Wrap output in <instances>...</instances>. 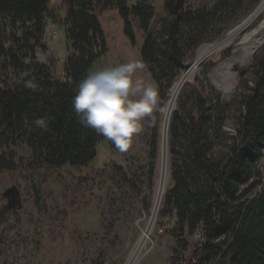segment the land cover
Here are the masks:
<instances>
[{"label": "trees", "instance_id": "obj_1", "mask_svg": "<svg viewBox=\"0 0 264 264\" xmlns=\"http://www.w3.org/2000/svg\"><path fill=\"white\" fill-rule=\"evenodd\" d=\"M65 35L70 48L56 77L34 54L16 62L15 44L2 20L40 22L45 30L50 0H0V63L7 58L21 68L19 84H0V148L24 143L32 152L30 164L46 171L84 168L96 157L101 140L83 128L72 109L78 83L103 56L105 39L99 15L116 8L123 34L135 45L134 27L143 33L140 56L156 85L161 110L187 61L206 41H215L261 0H212L187 10L186 0H164L165 18L151 30L152 0H61ZM210 33V34H209ZM255 90L244 84L225 102L207 105L195 86L185 94L188 108L178 107L168 127L172 185L163 196V216H174L168 235L176 240L171 261L182 264H264V44L249 67ZM31 84L38 90L31 91ZM237 109L235 136L224 130L225 113ZM48 121V131L34 121ZM156 149V138H152ZM154 157V156H152ZM6 169L20 159L11 153ZM191 243L187 238L195 236ZM185 237V238H184ZM188 253L187 258L182 255Z\"/></svg>", "mask_w": 264, "mask_h": 264}, {"label": "rangeland", "instance_id": "obj_2", "mask_svg": "<svg viewBox=\"0 0 264 264\" xmlns=\"http://www.w3.org/2000/svg\"><path fill=\"white\" fill-rule=\"evenodd\" d=\"M124 1L128 6L134 4V0ZM211 1L186 0L187 10L208 6ZM163 2L152 0L154 17L150 28L154 32L165 18ZM257 6L230 26L223 36L203 44L222 40ZM64 18L62 1L50 0L44 32L40 22L2 20L7 35L14 41L16 62L27 64V56L34 54L51 74L61 77L63 65L70 54ZM99 24L105 39V52L95 66L115 67L131 60L142 61L143 33L134 27L135 45H131L123 34L116 8L101 13ZM262 46L245 63L231 69L227 68L226 61L234 45L221 50L215 60H205L180 90L172 113L179 106L186 111L188 105L184 97L192 85L207 105L216 104L217 98L230 101L240 93L244 84L254 91L256 80L249 67ZM199 47L188 59L186 69L194 63ZM180 75L175 82L181 78ZM214 75H219L217 79L230 86L231 90L219 89L212 78ZM137 76L154 83L146 67ZM22 77L21 68L11 58L0 63L1 85L19 84ZM170 92L164 107L159 110L157 106L152 126H148V121L142 122L143 131L134 137L133 147L127 154L118 153L111 142L101 137L95 159L84 168L61 167L46 171L43 167L30 164L33 155L24 143L15 148L3 144L0 148V264H182L180 256L171 261L176 240L168 233L174 230L176 219L174 216H163L162 211L163 196L172 185L168 132L164 191L151 229L147 231L158 197L164 108ZM236 111L235 107L224 115V130L231 137L235 136ZM153 136L156 138V149L152 146ZM11 153L16 154L21 162L15 160L13 170L9 171L6 165ZM263 165L264 155L258 168ZM11 186H16L20 193L22 208L19 211L7 208V201L2 196ZM145 231L147 240L142 249L138 243ZM199 235L197 233L187 239L193 243ZM183 257L187 258L188 253Z\"/></svg>", "mask_w": 264, "mask_h": 264}, {"label": "clouds", "instance_id": "obj_3", "mask_svg": "<svg viewBox=\"0 0 264 264\" xmlns=\"http://www.w3.org/2000/svg\"><path fill=\"white\" fill-rule=\"evenodd\" d=\"M145 70L140 60L115 67L92 66L78 83L72 109L78 123L111 142L120 154H127L133 139L143 131L142 122L154 123L158 93L154 83L137 76ZM31 91L38 89L26 85ZM34 127L48 131V121L37 119Z\"/></svg>", "mask_w": 264, "mask_h": 264}, {"label": "bare ground", "instance_id": "obj_4", "mask_svg": "<svg viewBox=\"0 0 264 264\" xmlns=\"http://www.w3.org/2000/svg\"><path fill=\"white\" fill-rule=\"evenodd\" d=\"M264 44V0L258 4L255 10L238 25L232 28L227 35L216 43L203 44L197 51V57L190 68L185 70L181 78L175 82L170 89V97L164 108V122L161 137V148L159 157V180H158V197L156 199L154 210L151 215L147 231L151 229L152 221L156 215L161 202V196L164 191L165 177L167 174V132L169 119L171 117L176 98L186 84V82L198 72L199 66L207 59H214L221 51L234 45L230 57L227 59V68L243 64L251 56V54ZM219 75L212 78L216 81L217 87L226 91H230L231 87L224 84L222 80H218ZM177 79V78H176ZM147 231L143 232V236L138 243V247L142 248L147 240ZM149 241V240H148ZM147 244V243H146ZM143 249V248H142ZM141 252V251H140ZM137 253V252H136Z\"/></svg>", "mask_w": 264, "mask_h": 264}, {"label": "water", "instance_id": "obj_5", "mask_svg": "<svg viewBox=\"0 0 264 264\" xmlns=\"http://www.w3.org/2000/svg\"><path fill=\"white\" fill-rule=\"evenodd\" d=\"M2 196L7 201V208L15 211H19L22 208L20 193L16 186L7 188Z\"/></svg>", "mask_w": 264, "mask_h": 264}]
</instances>
